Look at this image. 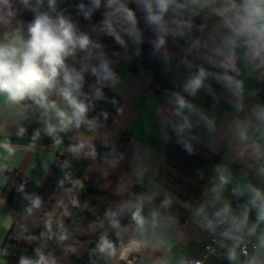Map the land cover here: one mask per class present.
<instances>
[{"label":"clouds","instance_id":"1","mask_svg":"<svg viewBox=\"0 0 264 264\" xmlns=\"http://www.w3.org/2000/svg\"><path fill=\"white\" fill-rule=\"evenodd\" d=\"M107 39L137 56L147 41L165 66L177 58L173 47L182 49L177 67L187 75L162 93L160 135L196 156L206 133L227 153L209 170H195V192L171 189L144 155L110 138L108 121L124 108L99 106L116 104L106 90L121 84L123 57L108 54ZM202 92L208 107L198 103ZM0 119H10L17 140L30 136L33 145L47 137L62 152L65 140H74L67 152L114 183L112 206L90 224L98 232L91 264H264V0H0ZM0 129V160L8 161L19 149ZM9 171L0 164V172ZM72 185L65 191L78 208L74 192L83 183ZM17 191L29 216L42 207L24 184ZM56 225L49 213L43 243L16 264H59L46 251L49 240L75 254L64 222L57 218ZM193 244L203 251L194 254ZM9 255L0 247V264H9Z\"/></svg>","mask_w":264,"mask_h":264},{"label":"trees","instance_id":"2","mask_svg":"<svg viewBox=\"0 0 264 264\" xmlns=\"http://www.w3.org/2000/svg\"><path fill=\"white\" fill-rule=\"evenodd\" d=\"M137 14L138 17L141 15L139 12ZM81 23L85 24L86 22L81 21ZM105 43L106 49L111 53L113 51L120 52L122 57L127 56L131 51L130 48L125 54L124 50L111 39H107ZM151 51V47L143 45L141 54L136 55L131 64V70L138 71L145 68L151 71L154 76L150 89L153 93L162 94L165 89H171L172 86L169 84V77L164 71V65L157 58L150 55ZM117 70L119 73L118 65ZM106 93L110 100L114 99L116 101V104L109 102L101 104L99 107L114 113L115 107H122V100L112 91L106 90ZM204 95L207 99H210L206 93ZM112 125L113 121L110 119L108 121V132ZM33 127H39V125H33ZM129 139V136H124L119 144L126 149ZM70 141H65L64 150L59 151L57 154L55 166L45 183L39 188L31 187L29 183L25 186L26 192L40 196L43 204L40 209L34 210L31 216L25 212L9 231L3 243V246L6 245L10 252L9 264H16L19 254H33L31 246H39L43 243L38 237L39 233L45 230L43 224L49 213L53 214L54 230L57 228V218L64 222V226L70 234V239L66 244L74 245L77 252L65 255L62 251L63 246L56 240L46 242V251H54L59 264H91L88 250L95 246L98 232L92 231L90 224L107 208L112 206L113 201L116 199L115 191L112 192L108 189L109 180L99 173L91 161L76 159L67 152L66 146ZM35 145L53 148L51 140L47 137H42ZM65 160L69 161L68 168L63 167ZM219 160L216 154L201 145L196 156H189L175 142L168 143L166 184L173 190L195 192L196 188L194 186L198 183L195 170L207 171ZM75 179H80L83 183V187H77L74 192V195L80 200V207L78 208L70 204L69 194L65 191V189L73 187L72 181ZM61 180L65 181L64 187L59 186ZM21 184H23L21 174L17 171H9L6 185L0 189V199L10 204L15 202L22 196L17 191ZM61 201H63L62 204Z\"/></svg>","mask_w":264,"mask_h":264},{"label":"crops","instance_id":"3","mask_svg":"<svg viewBox=\"0 0 264 264\" xmlns=\"http://www.w3.org/2000/svg\"><path fill=\"white\" fill-rule=\"evenodd\" d=\"M144 45L151 47L147 41ZM170 47L172 46L170 45ZM172 50L177 58L171 65H164V71L169 77V84L173 87V85L179 86L183 81L187 75V69L182 66L177 67L179 59L184 55L182 49L173 47ZM106 51L111 56L112 53L108 49ZM135 56L136 50L131 49L129 54L123 57L118 64L121 84L111 91L122 100L124 113L122 116H117L115 123L111 126L110 138L120 142L124 136H129L130 139L125 150L144 155L159 180L166 183L168 143L160 135L161 121L157 115V108L165 102L162 94L153 93L150 89L154 76L151 71L145 68L138 71L131 70ZM198 103L208 107L211 104V99H207L202 92ZM225 108V103L221 101L219 112L222 114ZM0 127L7 128L6 134L12 137L13 143L19 149L14 157L8 161L0 160V164L7 163L10 171H17L21 174L28 173L30 186L41 187L55 166L59 150L33 145L30 143V136L17 140L15 135L17 129L10 123V119H0ZM5 138V133L0 129V141ZM74 142L71 140L69 143ZM200 145L216 154L220 160L227 156L224 144L213 142L206 133L202 134ZM0 155L6 154L0 150ZM6 181L7 175L0 172V189L5 187ZM28 206H30L29 202L22 196L11 204L0 199V246L14 223L26 212L25 209ZM192 251L194 254H199L202 249L193 244ZM213 264H220V262L214 261Z\"/></svg>","mask_w":264,"mask_h":264},{"label":"built area","instance_id":"4","mask_svg":"<svg viewBox=\"0 0 264 264\" xmlns=\"http://www.w3.org/2000/svg\"><path fill=\"white\" fill-rule=\"evenodd\" d=\"M21 179L23 181L24 186H26L29 183V175H28V173H26V172L22 173L21 174Z\"/></svg>","mask_w":264,"mask_h":264},{"label":"rangeland","instance_id":"5","mask_svg":"<svg viewBox=\"0 0 264 264\" xmlns=\"http://www.w3.org/2000/svg\"><path fill=\"white\" fill-rule=\"evenodd\" d=\"M109 180V185H108V189L110 190V191H112V192H114L115 191V185H114V183L113 182H111V179H108ZM28 241V240H27ZM4 243V242H3ZM3 246V244L0 246V247H2Z\"/></svg>","mask_w":264,"mask_h":264}]
</instances>
